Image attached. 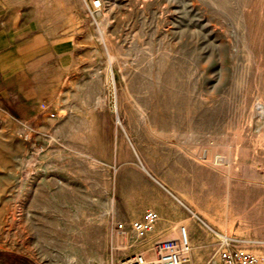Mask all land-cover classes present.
<instances>
[{
  "label": "rangeland",
  "instance_id": "1",
  "mask_svg": "<svg viewBox=\"0 0 264 264\" xmlns=\"http://www.w3.org/2000/svg\"><path fill=\"white\" fill-rule=\"evenodd\" d=\"M93 1H38L68 74L0 113V264H121L188 222L186 264L264 254V0Z\"/></svg>",
  "mask_w": 264,
  "mask_h": 264
},
{
  "label": "crops",
  "instance_id": "2",
  "mask_svg": "<svg viewBox=\"0 0 264 264\" xmlns=\"http://www.w3.org/2000/svg\"><path fill=\"white\" fill-rule=\"evenodd\" d=\"M38 1L0 0V113L35 116L41 102L59 108L62 80L68 74V34L57 37L42 18ZM169 227L159 224L146 250ZM186 227L193 240V225L188 222ZM198 262L206 263L204 257Z\"/></svg>",
  "mask_w": 264,
  "mask_h": 264
},
{
  "label": "built area",
  "instance_id": "3",
  "mask_svg": "<svg viewBox=\"0 0 264 264\" xmlns=\"http://www.w3.org/2000/svg\"><path fill=\"white\" fill-rule=\"evenodd\" d=\"M93 8L100 7V1L92 2ZM158 220V213L149 209L144 213L142 219L135 220L131 224V229L137 237H143L149 233ZM117 232L124 233V226L116 224ZM178 237H167L157 239L152 247L150 254L136 253L123 260L121 264H186L190 245L187 241L184 226H179ZM222 247L213 254L205 264H264V254L249 252L241 247L230 243V240L223 238Z\"/></svg>",
  "mask_w": 264,
  "mask_h": 264
},
{
  "label": "bare ground",
  "instance_id": "4",
  "mask_svg": "<svg viewBox=\"0 0 264 264\" xmlns=\"http://www.w3.org/2000/svg\"><path fill=\"white\" fill-rule=\"evenodd\" d=\"M112 58V57H111ZM171 134L175 135L177 134V132L172 129ZM249 159V158H248ZM81 202V200H80ZM183 225V224H182ZM185 227V230H186V237H187V241L188 243L190 244V240H189V235H188V230H187V227H186V224L183 225ZM179 226L177 227H174L170 232H168L164 237H178L179 236V230H178ZM82 262L78 261L77 264H81Z\"/></svg>",
  "mask_w": 264,
  "mask_h": 264
}]
</instances>
